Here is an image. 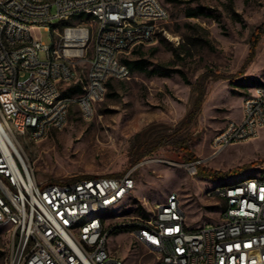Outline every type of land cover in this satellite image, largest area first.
Listing matches in <instances>:
<instances>
[{"label":"built area","instance_id":"obj_1","mask_svg":"<svg viewBox=\"0 0 264 264\" xmlns=\"http://www.w3.org/2000/svg\"><path fill=\"white\" fill-rule=\"evenodd\" d=\"M80 14L97 25L69 22ZM168 17L161 0H0V259L7 255V264H126L110 246L117 229H128L155 264H264L261 172L211 182L208 193L223 204L219 221L192 227L177 193L141 215L137 203L131 214L113 212L134 193L143 162L119 176L38 181L22 147L21 134L39 140L62 130L75 103L91 117L109 82L132 75L122 57L154 40ZM42 26L52 45L33 35ZM75 83L82 92L66 95ZM263 129L260 85L244 96L241 119L215 133L210 154L183 165L195 176L206 161Z\"/></svg>","mask_w":264,"mask_h":264},{"label":"rangeland","instance_id":"obj_2","mask_svg":"<svg viewBox=\"0 0 264 264\" xmlns=\"http://www.w3.org/2000/svg\"><path fill=\"white\" fill-rule=\"evenodd\" d=\"M161 1L169 17L158 24L155 39L140 49L153 66L181 69L185 79L177 73L149 76L140 72L132 73L128 79H113L91 117H84L75 103L62 130H52L39 140L28 133L19 138L38 181L119 176L143 162L134 172V193L113 212L131 214L137 203V213L141 215L177 193L188 224L198 227L219 221L223 204L208 193L212 183L198 174L190 175L183 165L187 162L182 153L171 146H161L135 164L130 162V150L138 133L143 134L144 140L155 141L177 128L194 104L196 86L203 82L201 111L182 133L190 137L189 149L197 158L210 154L215 133L228 121L240 120L244 96L264 83V34L256 37L264 26V0ZM197 6L207 7L211 16L187 17L186 9ZM86 22L97 25L94 18ZM33 35L53 44L52 32L43 26L35 28ZM256 39L255 57L245 65ZM173 49H178L179 56ZM40 57L44 59V53ZM125 57H135L133 50ZM203 75L208 77L203 79ZM28 76L22 72L20 79ZM203 167L225 173L242 169L228 178L230 183L252 173L264 174V129L256 138L228 147ZM108 213L111 211L107 216ZM6 243L3 238L2 246ZM110 246L126 264L156 263L155 255L147 247L136 245L130 232L112 234ZM0 264H7V255Z\"/></svg>","mask_w":264,"mask_h":264},{"label":"trees","instance_id":"obj_3","mask_svg":"<svg viewBox=\"0 0 264 264\" xmlns=\"http://www.w3.org/2000/svg\"><path fill=\"white\" fill-rule=\"evenodd\" d=\"M168 3H178L183 2L181 0H165ZM186 16L189 18H195L199 16H211V13L208 11L207 7L203 6H197L195 8L189 7L186 9ZM93 16L90 14H80L75 17V20L77 21H86L92 19ZM264 34V26H262L258 33L256 34V37L259 39V37ZM258 39L254 40L251 46L250 54L248 58L246 59L245 65H248L255 57V48L257 46ZM206 44H209V41H205ZM141 45L139 44L136 47H134L133 54L135 57H125V55L122 57V60L126 63L128 68L130 69L131 73L140 72L145 73L149 76H171L173 73L179 74L183 79H185L184 72L181 69H163L162 66H153L152 63H150L142 54L141 52ZM173 52L176 56H179L178 49H173ZM208 77L207 75H203V79H206ZM111 81L108 85H110ZM199 85L196 86V97L194 100V104L191 108V110L188 112L186 117L182 120L180 125L175 128L172 132L167 133L161 137H159L155 141H149L148 139H143V134L138 133L135 137V140L132 144L131 150H130V159L131 163L135 164L140 162L145 156L151 154L152 152L156 151L158 148L164 145L171 146L175 151L182 153V159L185 162H190L193 160L198 159L194 153L191 152L189 149V140L190 137L187 135H184L182 132L184 129L187 128L191 124V122L199 115L202 104L205 97V86L203 82H199ZM261 85H264L262 83ZM82 92L81 85L79 83L68 85L64 91L66 95L74 96L78 95ZM242 169H235L232 171H229L227 173L221 172V171H213L207 168H204L203 165L199 167L198 175L201 179L207 180L210 183L211 182H218V181H225L228 180V178L232 175L238 174L242 172ZM88 177H96V176H88ZM122 231H128V229H117L113 231V234L122 232Z\"/></svg>","mask_w":264,"mask_h":264},{"label":"crops","instance_id":"obj_4","mask_svg":"<svg viewBox=\"0 0 264 264\" xmlns=\"http://www.w3.org/2000/svg\"><path fill=\"white\" fill-rule=\"evenodd\" d=\"M242 117V116H241ZM241 119V118H240Z\"/></svg>","mask_w":264,"mask_h":264}]
</instances>
